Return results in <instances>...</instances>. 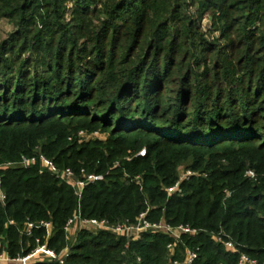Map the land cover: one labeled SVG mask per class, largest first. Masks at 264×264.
Here are the masks:
<instances>
[{
  "label": "trees",
  "instance_id": "obj_1",
  "mask_svg": "<svg viewBox=\"0 0 264 264\" xmlns=\"http://www.w3.org/2000/svg\"><path fill=\"white\" fill-rule=\"evenodd\" d=\"M3 20L13 28L0 41L9 257L43 242V230L21 234L27 221H48L47 246L69 250L64 264H168L185 248L199 249L194 264H238L241 254L264 264V0H0ZM80 131L105 139L81 140ZM36 153L104 176L84 189V218L134 222L146 212L199 233L182 236L173 255L162 234L127 248L109 232L68 236L72 190L38 166H5ZM180 171L194 175L168 195Z\"/></svg>",
  "mask_w": 264,
  "mask_h": 264
},
{
  "label": "built area",
  "instance_id": "obj_2",
  "mask_svg": "<svg viewBox=\"0 0 264 264\" xmlns=\"http://www.w3.org/2000/svg\"><path fill=\"white\" fill-rule=\"evenodd\" d=\"M77 137L81 140L93 139L97 140L101 138L98 132L86 133L80 131ZM145 151L139 152L137 156L143 157ZM130 160V159H127ZM6 167H22V168H32L34 166L39 167L40 173H47L61 183L68 186L77 201V209L75 210L73 216L68 219L64 226V232L66 235H71L73 231L78 228H84L90 232L104 231L112 233L116 236L125 237V248L129 246L131 242L139 241L143 234L154 233L162 234L171 239V242L167 245V250L170 255L174 254L176 246L180 243L182 236H196L199 231L188 225H179L177 227H172L166 224L163 220L159 222H150L146 219V212L141 213L134 222L128 220L123 222H110L106 219H87L81 216L80 213V202L83 196L84 189L89 184H94L101 182L103 180V175L88 174L84 169H80L75 175L74 171L70 168L59 169L51 160L47 159L43 155L36 157H26L21 156L19 161L15 163H6ZM118 166V163L116 164ZM194 174L191 171L184 172L178 179V181L171 187L166 189L168 195L178 194L181 195V183L187 180ZM245 177L249 180H255V173L251 170L245 172ZM136 183L139 184L140 180L137 177L135 179ZM0 201L3 203L5 201V195L1 190L0 184ZM5 226H15L13 221H8ZM33 230H43L44 237L41 243L39 239L35 240V247L26 255H18L15 258H11L7 255L5 246L2 244L0 237V264H31L32 262L48 261L57 262L58 264H64L65 260L69 256V250L67 248L63 249L60 253H56L54 250L47 246V242L50 239L52 224L48 221H40L38 223H32L27 221L22 235L27 237L31 236ZM213 241L217 244H221L227 251L234 252L236 250L235 245L230 240H224L221 235L213 236ZM198 248H185L181 253V258H174L170 260L168 264H194L198 257ZM238 264H258L256 260L249 258L248 256L241 254L238 259Z\"/></svg>",
  "mask_w": 264,
  "mask_h": 264
},
{
  "label": "rangeland",
  "instance_id": "obj_3",
  "mask_svg": "<svg viewBox=\"0 0 264 264\" xmlns=\"http://www.w3.org/2000/svg\"><path fill=\"white\" fill-rule=\"evenodd\" d=\"M13 28H12V25L10 23H8L6 20H3L1 21L0 23V41L4 40L7 38V36L12 32ZM100 134V133H99ZM101 135V134H100ZM105 137L103 135H101V138L100 139H97V140H104ZM144 149H141V151H143ZM39 155H43L41 153H36L34 155H32L33 157H36V156H39ZM32 156H29V157H32ZM44 156V155H43ZM48 159V158H47ZM50 160V159H49ZM53 162V161H52ZM54 163V162H53ZM55 164V163H54ZM22 168V167H21ZM23 169H26V168H23ZM60 169V168H59ZM186 171H180V176ZM75 175H78L75 171H74ZM47 174V173H46ZM49 175V174H48ZM51 176V175H50ZM179 176V177H180ZM55 178V177H54ZM66 186V185H65ZM68 187V186H67Z\"/></svg>",
  "mask_w": 264,
  "mask_h": 264
}]
</instances>
